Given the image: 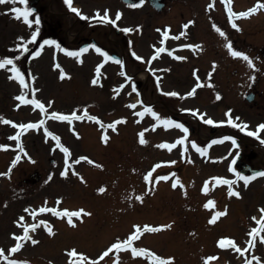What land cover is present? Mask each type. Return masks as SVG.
<instances>
[{
  "label": "rangeland",
  "instance_id": "1",
  "mask_svg": "<svg viewBox=\"0 0 264 264\" xmlns=\"http://www.w3.org/2000/svg\"><path fill=\"white\" fill-rule=\"evenodd\" d=\"M207 22L210 24V22L206 19L203 22V32L206 41H208L209 49H212V40L216 36V31L214 34H212L210 30L207 32L206 28H209ZM252 22V24H254L256 22L259 23L260 21L254 19ZM225 23L226 19L224 18H222V22H217L219 28L221 29L224 27ZM251 44L253 47H259V45L264 44V34L262 37L259 35L254 38ZM220 47L221 55L219 86L221 94L223 93L224 97L218 102L217 110H219L220 113L214 112V115L215 117H218V120L226 121L228 119L229 110H231V114L234 116L233 118H235L240 117V114H249V109L247 106H245L244 100L240 98L239 94H241V89L237 88L236 85L242 78L232 75L226 76L224 72L223 66L232 56H229L225 51V46L222 44V39ZM14 52L17 51L15 50ZM231 63H233V61H231ZM48 73L49 70L47 68L40 69L39 71L40 76H46ZM188 74H191L190 69ZM75 79L79 81L80 78ZM185 88L186 87H182L180 90ZM65 89L66 88H63L64 91ZM88 91L89 92H87V96L91 95L90 97L94 98L93 100H95L93 102L98 101L101 104L100 100H104V105L110 107L113 105L112 100L114 98L112 96L110 97L111 99L109 98V88L104 87V94L100 89H97V91L95 89ZM136 93L137 90L133 88L130 89V86L126 88L123 95L121 96L124 99H121L120 97L117 101L119 102V106L123 103L127 104L129 101L134 99ZM83 96H85L84 93L80 95V97ZM146 97H148V93H146ZM45 105L49 113L58 111L64 114L65 112H69L75 108L61 97L52 95L47 96L45 99ZM213 106L215 107V105ZM206 107H208V105ZM106 116L107 115L104 113V117ZM127 116H129V111L116 110L110 113L106 119L114 122L122 117ZM243 118H245V122L251 124V126H255L257 123L264 122V112L255 111L253 116H246ZM149 121L150 116L148 115V117L145 119V123L139 125L138 129L134 131L141 132L147 129ZM189 121L193 123L195 120L190 119ZM109 123L110 122H107L106 124ZM126 123L127 122L121 121L117 125L118 130L108 128V136L122 139V134H124V136H127V138L130 139V141H128L125 138L127 146L132 144V140L134 145H136L135 143H137L136 140L138 138H134L132 130L126 133V131H128L126 128ZM92 127L93 131L90 133H87L86 131L85 135L83 132L85 139L88 142H91L92 136L99 131L95 125ZM79 130H81L80 127ZM156 136L157 135L154 134L153 139H157ZM71 139L72 138H70V140ZM75 143L77 144V142ZM151 143H153V140ZM227 144H229V142H227ZM180 145L181 144H177L176 147H174V151H172L170 157H167L166 155L159 152L155 154L158 158H162V160H164V158H169L171 161L175 160L177 163L182 157V154L180 153ZM136 148L138 153H145L147 156H150L149 158L153 156L152 152H148L146 150L147 147L139 148L137 146ZM224 148L221 146H216L214 153H217L218 150H221V153L219 154L223 157L224 154L229 150L228 145ZM127 150L129 151V147H127ZM189 153H191L190 148ZM89 154L95 155L94 151L91 149L89 150ZM215 159V157L211 159L212 165H204L201 163V158L196 155L194 163L190 164L188 167L189 173L186 174V178L188 179L190 177L189 181L192 182V186H194L196 189L197 187L201 189L205 186V182H208L209 191L205 195L198 196L195 189V193H192L195 197L193 199L186 200L182 196H185V188L188 192L187 186L183 185L184 187H181L178 185L176 188H173L168 187L166 184L164 189H158L155 196L150 198V195L153 193L152 191L154 189V185H157L160 181L156 182L153 179V182L149 184L144 179V176L148 170L142 171L141 168L136 166L135 171H132L131 173L135 176V181L132 184L133 191H131L130 197L123 198L122 200L120 197H116L112 200L109 198L110 189L106 188V191L104 192L103 203L109 207L104 208V214H101L100 208H97L94 201L90 198L86 204L75 203L72 207L65 206L64 209H69L70 211L85 209L86 211H90V214L85 211V213H82L81 217H73L75 223L71 225L68 223L66 216L60 217V222H56L55 224L52 220H48V225L53 229L54 234H50L46 229H43V231L39 230L37 233V235L41 238V246L39 248L34 246L27 247L22 252L12 253L10 258L28 261L30 264H69V255L66 253V250L75 248L78 252L85 253L87 257L91 258L90 260H87L85 264H94V262L95 264H156L154 258H151L149 255L144 257L146 262H142L137 259L135 260L133 257H143L142 254L134 255L131 248L127 250H119L114 256H112L111 253L115 250L114 249L107 256H104L103 259H99V257H101V255L110 247V245L117 241V239L121 240L123 237H128L132 232H134L136 230L134 227L135 225L138 224L142 227L145 224H156L158 227L161 225L171 226L168 228H159L157 231H153L141 238H138L134 242V247L137 249L144 248V243L149 244L147 246H157L155 252L156 254L164 258H175L174 260L170 261L169 264H206L205 257H213V259L207 261V264H244L245 260H249L251 257L249 255L250 250L253 251L251 255H253L254 261L250 259L252 264H263L264 242L261 239L263 235L260 233L254 234L255 239L253 240V244L249 245L248 241L252 239V237L249 236V233L253 227L258 228L259 224L256 223V220L251 219V217L248 218L247 213H252L255 211L254 216L258 217L259 212L256 211L257 206H259L258 203H262L261 206L264 207V200H260L264 199V179L257 178L254 181L248 182L247 185H242L243 183H241L239 184V187H242L246 192L242 193L240 190H237L241 193L240 197L229 196V190L228 192H225L227 190L225 184H217L213 179L217 175H221L218 174L219 171L218 168H216L217 163L214 164ZM228 159L229 158H224L221 160L218 163V167L220 165L222 166L223 162L225 160L227 161ZM132 160L135 163L137 161L136 158H132ZM146 163L147 162L144 161L142 164ZM177 171L175 170L170 173L169 167L165 166L161 171L163 173L158 174V172H154L153 177L157 175H168L169 179L166 180V182L172 185L175 179L181 176L179 167ZM214 172L215 174H213ZM64 186V184H60V188L58 189L60 193L64 192L66 194H75L83 192L79 186H77L78 190L71 188L70 186H65V188H63ZM100 187L101 186L97 185L96 181L93 180V192L90 193V197L100 194L101 192L98 191ZM149 187L152 188L151 192L148 191ZM232 187L234 186L232 185ZM55 189L56 188H52L49 190L51 195L55 194L53 193V190ZM84 192L87 193V190H84ZM217 193L226 194L219 195ZM138 195H143V199H147L144 206H142V202L140 200L136 199V196ZM187 196H189L188 193ZM209 199H213L215 201V205L212 208L206 209L204 204ZM232 201L233 208L228 210L229 203ZM61 207H64V205L61 204ZM225 207H227V214L221 216L216 221V223H210L209 221L211 216L218 210L223 211ZM252 209H254V211H250ZM116 215L121 216L122 218L118 220L117 224H114L113 219ZM105 221L108 222V228L104 226ZM142 221L143 223H141ZM8 229L9 227L7 226L6 232ZM221 238H231L235 241V243H240L241 246L244 245L243 247H245L244 249H247V251L245 254H239L233 251L232 248H229V245L221 247L218 243ZM4 245L6 249H9L11 243L5 242ZM46 246H48L50 249L46 250ZM174 246L177 250L173 249ZM6 264H8V261Z\"/></svg>",
  "mask_w": 264,
  "mask_h": 264
},
{
  "label": "snow or ice",
  "instance_id": "2",
  "mask_svg": "<svg viewBox=\"0 0 264 264\" xmlns=\"http://www.w3.org/2000/svg\"><path fill=\"white\" fill-rule=\"evenodd\" d=\"M8 3H11L13 5H23L22 7L21 6H15V7L7 9L8 12L12 13L15 16V18L22 19L30 27L33 24L39 25L41 23V18H40V16L38 14L35 15L34 19L31 18L33 16V14L36 12V10L29 6V0H0V4H8ZM65 3L68 5V7L73 12L83 16L85 19H99V20H101L104 23H109L110 22L113 25H117V21H119L121 19V16L123 15V13L121 11H118L116 13L115 18L113 19L109 15L108 11H105L103 13V15H102L100 10H97L96 17L89 18L84 13L81 12V9L76 8V7L73 6V0H65ZM140 3H143V0H140ZM225 3H228V0H225ZM258 5L260 7H264V4L260 3V0H258ZM132 6H136V5H132ZM211 6H214V0H213V5H210V7ZM227 10H228V13H229L230 17H232V16L247 17V16L251 15L253 12L257 11V8H250L247 11H241V12L236 13V12H233V9L229 6ZM192 23H194V21H188L184 25L185 30H187L188 26L190 24H192ZM117 26H119V25H117ZM214 27H216V30L220 33V35L226 36V33L221 28H219L218 26H214ZM233 27H238V25L233 23ZM169 28H170V26H169ZM134 30H135L134 28H130V27H126V28L123 29V31H125V32H132ZM39 33H40V28L36 27L34 29V31L32 32L29 41H27L25 43H18V44H16L14 46L16 49H21L22 50L20 52L21 56L25 52L29 51V47H28L29 43L37 41ZM184 34H185L184 32H181L180 35L176 37V39H179L180 36H183ZM163 35H164L165 38H167L169 36V32L168 31H164ZM18 40L24 41L25 38L23 36H21V37H18ZM49 44H55L58 48L60 47V45H59V43L57 41L45 39L40 44L38 49H36L35 51L31 52V56L32 57L40 56L41 50L44 48L45 45H49ZM161 44H164V40L161 41ZM153 47L155 48L156 46L153 45ZM180 47H189V48H192V49H196V48H199L200 45H198V44H188V45H180ZM226 47L229 49L230 54L233 57L242 58L244 61L247 62V64L251 68H255L256 67L255 63L253 62V58L250 57L246 52L235 49L233 47V44H232L231 40H228V42L226 44ZM88 48H94L97 53H102L103 56L105 57V61H107V60H115L116 62L123 64V61H120L117 57L111 56L107 51H105L104 49L98 47L95 44L89 45V46H87L85 48H81V49H79L77 51H70L67 48H64L63 51L68 53L70 56L79 57L81 53H84V52L88 51ZM165 51H171V50L167 49L166 47L157 48L155 54L152 57V59H155L156 57H158L160 55V53L165 52ZM132 55L135 56L136 59H138V60H144V57L139 56L135 51L132 52ZM176 58L177 59H185L186 57L178 56ZM18 59H19L18 56L13 57V56H10V55L0 58V69H6L7 68L8 71H10L13 74L10 78H14L15 80H17L19 82V84L22 86V88L26 89V88L29 87V83H28V81L25 78L24 72L21 70V68L17 64V60ZM82 62L83 61L81 60V63ZM215 63L216 62L214 61L213 64L215 65ZM9 65L11 66L10 68H8ZM56 67L59 68L60 65L57 64ZM101 67H102V65H98L97 68H96L97 77L100 74ZM214 70H215V68H213V71ZM67 75H68V73L62 71L61 72V79H63ZM124 75L127 76V80L128 81H131L133 79L131 76H128L126 72L124 73ZM209 76H211V73H209ZM31 79L35 80L36 77L32 76ZM197 79H199V77H197ZM251 79L254 81L255 80V76L253 75L251 77ZM159 80H160V77H157V82L158 83H159ZM92 83L93 84H97V83H99V80L97 78H94L92 80ZM201 86H202L201 84L195 85L192 88L191 91L185 93L184 95L185 96H194L196 94V89L201 87ZM121 87H123V85H121ZM133 88L135 89V84L134 83H133ZM35 91H38V89H33V92H35ZM161 91H163V89H161ZM167 95H169V96H180L181 94L179 92L173 91V92H168ZM216 98L218 100L221 98V94L219 92L216 93ZM16 99L20 102L19 104L15 105L16 108H19L21 106V104H24V105L32 104V105H35L36 108L40 109L42 112L46 111L45 103H43L41 100L37 99L34 95L31 98H29L27 93L22 92L20 95H18L16 97ZM138 103L139 104H143V101H137V103H132L129 106L131 108H133V109H136ZM183 111L195 112L196 115L199 116V118L201 120H203L205 123H207L209 125L224 124V123L234 125L236 128H242V130L249 132L250 135H252L254 137H257V138H260L259 137V132L261 130H264V123H260L257 126V130H249L248 124L246 122L237 123V120H239V117L233 118V116L231 114V110H229V112H228V119L226 121H216L212 117H207V119H205L206 114L200 113L198 109H183ZM148 113H150L151 116L154 117L155 120H156V123L151 126L153 130H155V128L158 125L162 124L166 128L170 127V126H175L176 128L181 129L185 134L189 133V128L183 122L178 121V120H176V119H174L172 117H162L161 114L156 112L151 106L146 105V106H144L142 111H139L138 113H135V114L142 118V117L145 116V114H148ZM51 117L59 119V120H62V121H72V120H75V119L83 120V119H85V117H87L89 120L97 121V122L100 123V125L102 127H105V131H104V134H103V140H104L105 143L108 142L107 129L110 128V129H113V130H118L117 129V125L121 121L126 122V119H127L126 117H122V118L118 119L117 121L111 122V123H109V124H107L105 126L104 121L101 120L98 116L91 115L89 113L87 107H85L83 109V115H78L77 111H75V110L72 111L70 114H62V113H60L58 111H53L51 113ZM0 122L6 123V124H10V125H14L17 129L21 130V131H17L15 133V135L13 137H11V139H14L15 141L18 142V143L15 144V147L17 149H19L20 152H23L24 155L27 156L29 160H31L32 157L30 155H28V153L25 151L23 143L21 142V136H22L23 132H26L29 129H38L39 125L44 124L45 121L41 120L39 122L16 123L15 121H12L11 119H8V118L4 117L3 115H0ZM73 131H75V129H73ZM145 131H147V129H145L144 131H141L139 133V142L141 144L147 143V141L145 139V136H144ZM45 132L47 133V136L52 137L56 141L57 146L65 154V167H64V170L61 172L62 176H67L68 175L69 167H70V165L72 163H79L80 160H89L90 159V158H88L86 156H81L76 161L70 160V157L72 156L71 149L69 147L65 146L64 144H62L60 142L61 138L58 135H56L55 133L48 131L47 128H45ZM76 135L79 136L80 134L77 132ZM222 140H231L233 142V145L237 146L235 137L225 136V137L222 138ZM189 142H190L192 148H194L201 155H204L206 153V151H207L206 147H202L200 144H198L194 140L193 141H188L187 135L178 137L177 140L175 142H173V143H170V142H167V141L162 142L159 145V147L167 148L170 151L172 148L176 147L177 144H183L184 145V153H187L188 152V143ZM216 142H217L216 140L211 141V143H216ZM262 142H264V140H262ZM10 147H13V146L9 145V144H0V149H5L6 150V149H9ZM20 159H21V156L19 154H17L16 159H14L12 161V166H14ZM188 159H190V157H188ZM219 159H223V158L221 157ZM91 162L92 163H96L95 161H91ZM175 163H176L175 160H172V161H161V162L157 163L156 165L153 166L152 169H150L145 174V176H144L145 181H147L149 184H151L153 182V179L156 182H159L161 180H165V181L168 180L169 179L168 175H163V176L157 175V176L153 177V173L162 164H175ZM234 164H235V160L233 159L232 165H234ZM100 167H103V165H100ZM230 169H231L232 172H234L236 174V176L238 178L242 179L245 182V185H247V183L249 181H251L252 179H254L256 176H264V171L254 172L252 175H245V174H242V173L238 172L234 166H230ZM133 171H135V169H133ZM10 172H11V167L9 168V172L8 173H0V175H9ZM73 172L76 175L80 176L81 180L84 179L83 176L80 175V173L75 172V169H73ZM48 179L49 180L52 179L51 175L49 176ZM213 179L215 180V182L217 184H226V185L229 186V192H228L229 196H232L233 194H235L237 197H240L241 193L239 191H236V189L232 187V185H233V181L232 180L226 179V178H223V177H215ZM178 185L181 186V187H184L183 184H182V181L177 177L175 179L174 183L172 184V187L176 188ZM98 191L101 192V193L105 192L106 191V186L100 187L98 189ZM148 191L151 192L152 188L149 187ZM202 191L205 192V193H207L209 191L208 182L207 181L205 182V186L202 189ZM184 195L187 196L186 188H185V191H184ZM143 198H144L143 195L136 196V199L140 200L141 202H143ZM60 200H62V198H58V203H59ZM214 205H215V201L213 199H209L204 204V207L206 209H208V208L214 207ZM25 211L28 212V211H30V209H25ZM38 211L39 212L50 211V212H53L55 215L60 216V217L66 216L67 220H68V223L71 225V224L75 223L74 220H73V217H81L82 213H85L86 210L85 209H79V210H76V211H70L69 209H63V211H60V210H58L56 208L41 207ZM260 212L264 213V207H261ZM226 214H227V207H225V209L223 211H219V210L216 211L211 216L209 222L210 223H216V221L221 216H224ZM31 216L33 218H35L37 216V211H31ZM252 219L256 220L257 217L254 216ZM24 220H25L24 216H20L19 219L17 220V224L20 225L23 228V232H22L21 235H17L16 233L12 234L14 239L17 241V243L15 245H13L12 248L9 250L10 253H15L18 250H20L22 248V246H23V242L24 241L31 240V242L33 244L38 243L37 240L33 239L29 235V230L30 229L35 230L39 225L37 223H30V224L29 223H23L22 224L21 221H24ZM40 224L47 225L48 221H40ZM259 225H260L259 229L253 227L251 232L249 233V236L252 237V239H250L248 241L249 245L253 244V240L255 239V236H254L255 233H257L258 231H264V215L260 216ZM170 226L171 225H161V226H159V228H168ZM134 227H135L136 230L134 232H132L127 237V239H125L123 241L117 239V241L112 243L110 245V247L102 254V256L99 257V259H103L104 256H107L114 249L119 251L122 247L131 248L134 255H138V254L149 255L151 258H154V260L156 261V264H169L170 261L175 259L174 257H167V258L161 257L160 255L156 254L155 252H152V251L144 249V248L137 249L135 247H132L133 241L137 240L139 238L137 234L142 232V229H141L140 225H135ZM143 228H144V230H152V231L159 230L158 228H156L154 226H151V225H145V226H143ZM47 231L50 234H54L53 233V229L51 227H48ZM261 239L264 240V236H262ZM218 243H219V245L221 247H224L226 245H231V246L235 247L236 250L241 252V253H244V252L247 251V249L240 248L238 245H236L235 241L233 239H231V238H221L218 241ZM66 253L69 255V264H85V262L87 260L91 259L90 257H87L85 253L78 252L77 249H75V248H73L71 250H66ZM0 257H2L3 260L8 261V264H30V262H28V261L10 259L8 255H5V249L2 248V247H0ZM211 259H213V257H205L206 264H207V261H209ZM94 264H95V262H94ZM244 264H252V262H251V260H247L246 259Z\"/></svg>",
  "mask_w": 264,
  "mask_h": 264
},
{
  "label": "flooded vegetation",
  "instance_id": "3",
  "mask_svg": "<svg viewBox=\"0 0 264 264\" xmlns=\"http://www.w3.org/2000/svg\"><path fill=\"white\" fill-rule=\"evenodd\" d=\"M136 2H138V4L136 5V7H143L145 4L148 5V0H143V3H140V0H134ZM139 10H138V16H139ZM137 16V15H136Z\"/></svg>",
  "mask_w": 264,
  "mask_h": 264
}]
</instances>
